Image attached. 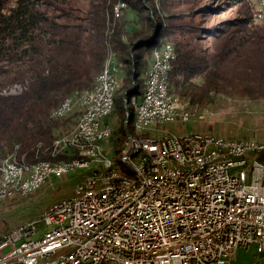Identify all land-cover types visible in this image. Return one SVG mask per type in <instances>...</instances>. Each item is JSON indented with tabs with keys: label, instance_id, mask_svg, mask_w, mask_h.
<instances>
[{
	"label": "trees",
	"instance_id": "1",
	"mask_svg": "<svg viewBox=\"0 0 264 264\" xmlns=\"http://www.w3.org/2000/svg\"><path fill=\"white\" fill-rule=\"evenodd\" d=\"M159 5L163 0H0V159L12 154L27 165L62 159L51 153L68 119L51 112L90 88L109 57L123 74L112 111L119 115L112 135L118 152L132 132L131 109L123 124L122 98L142 92L152 51L166 43L173 47L168 91L190 106L216 95L264 100V18L246 8L202 27L196 32L209 40L203 47L182 23L183 13L161 21ZM259 159L264 163V153Z\"/></svg>",
	"mask_w": 264,
	"mask_h": 264
},
{
	"label": "built area",
	"instance_id": "2",
	"mask_svg": "<svg viewBox=\"0 0 264 264\" xmlns=\"http://www.w3.org/2000/svg\"><path fill=\"white\" fill-rule=\"evenodd\" d=\"M122 7L118 4L116 17ZM160 49V72L149 91L148 107L141 109L143 120L161 118L165 108L174 109L163 98L165 52ZM111 75L112 68L99 82L98 101L92 104L98 113L108 106ZM95 125L96 116L82 138L58 146L53 157L55 151H87L92 160L75 162H93L92 172L101 170L102 163L114 168L106 158L108 146H113L111 127L99 137H90ZM211 141H218L214 153L239 146L225 144L223 136L198 131L144 142V156L164 171L161 181L142 175V191L130 195L112 191L77 206L58 207L33 229H22L1 242L0 264H233L239 249L254 246L257 253L263 252L264 172L254 164L215 165L199 176L176 169L177 159L209 147ZM68 165L59 159L35 163L34 172L26 171L23 190ZM18 166L26 167L12 154L0 163V168H8L13 183ZM116 183L134 184L127 177L112 184Z\"/></svg>",
	"mask_w": 264,
	"mask_h": 264
},
{
	"label": "bare ground",
	"instance_id": "3",
	"mask_svg": "<svg viewBox=\"0 0 264 264\" xmlns=\"http://www.w3.org/2000/svg\"><path fill=\"white\" fill-rule=\"evenodd\" d=\"M261 1L264 7V0ZM122 4V3H120ZM123 6V4H122ZM118 4L114 7V15L117 16ZM257 17V14L255 15ZM264 15L261 16V19ZM164 53V68L161 76V86H163V98L168 100V105L172 108L164 109V116L155 119H145L141 117V109L148 107L149 91H152V85L156 82L157 76L160 72L161 65V49L157 48L152 51L150 64L147 72L143 76L142 92L132 96H124L122 99V108L124 121L126 126L130 118V111H132V132L127 133L122 147L118 152H115L113 146H108V150L113 151L114 158H106L114 165L110 167V163H102L101 170L93 171V162H75V161H89L92 160V153L87 151H55V158L63 156V162L69 163L67 168H59L53 171V176H60L65 174L74 167L87 169L81 175V178L74 184L71 194L59 201H56L49 206L39 217V219L26 221L20 223L5 234L0 236V243L6 242L13 233H18L22 229H33L35 224L42 223L44 217L50 216L58 207L77 206L80 201L92 200L96 196L102 194H109L112 191L115 193H122L123 195L134 194V191L143 190V177H150L152 181H161L164 178V171L153 165L150 159L145 154L144 142L156 140L165 141L172 138L174 133L167 132L161 128L162 125L182 122L185 123L190 118L188 110L189 103L180 99L178 96L170 93L167 87L168 72L170 70V61L173 59V47L170 43L161 46ZM112 68V75L109 83L108 106L104 111L98 113V108H93L92 104H97L98 101V86L101 77H107L109 70ZM116 68L113 66V60L109 57L102 70L95 77L90 88L82 91L74 98H66L59 103L51 112V116L55 119H65L73 115L74 124L66 132H60L53 140V150L58 146L71 144L76 138H82L84 129L90 124L92 119L96 116L97 125L90 130V137H99L111 127L112 132L120 126L119 115L112 114L114 107V94L117 84ZM264 139L246 138H225V144H237L239 146L224 147L218 151V141H211L209 147L197 148L195 152L182 156L177 159L176 169L185 172L188 176H199L203 171L211 170L215 165L233 166V165H251L258 167L260 172H264V163L259 159L260 155L264 153L263 144ZM132 143L133 148H128ZM246 143V144H245ZM256 144V145H254ZM127 150V156H126ZM53 155V154H52ZM129 161H131V164ZM53 162V161H41ZM0 163H6V157L0 159ZM25 166H18L15 171V178L8 177V168H0V200L12 197L14 195L27 196L38 190L43 184L50 180V178H39L37 185H32V188L23 190L24 176L27 172L35 171V164ZM126 166L128 168H126ZM91 174V175H90ZM132 180L134 184L116 183V181L126 179ZM5 185L3 186V182ZM13 191V193H11Z\"/></svg>",
	"mask_w": 264,
	"mask_h": 264
},
{
	"label": "rangeland",
	"instance_id": "4",
	"mask_svg": "<svg viewBox=\"0 0 264 264\" xmlns=\"http://www.w3.org/2000/svg\"><path fill=\"white\" fill-rule=\"evenodd\" d=\"M163 4V8L159 5V13L163 17L161 21H171L168 17L171 13H183L182 23L193 33L200 35L203 47L208 44L209 40L205 38L206 34L203 31L196 32L200 28L222 24L239 16L246 8L252 10L253 16L257 14L256 20H260L264 15V7L259 0H163ZM114 65L118 77L117 85L120 88L123 83L119 82V79L121 81L123 74L121 75L116 62ZM12 91L14 90L12 89ZM188 110L190 112L188 121L164 124L161 128L176 134L198 131L209 132L225 138L264 139L263 99L249 100L216 95L209 104L191 105ZM67 119L66 126L62 130L60 129L57 134L68 131L74 124V116ZM106 156L114 158L115 155L113 151H109ZM126 168L128 167L126 166ZM86 170L74 167L65 174L51 177L38 190L27 196L14 195L0 200V236L20 223L39 219L49 206L68 197L75 186L74 184ZM233 264H264V254L255 252L254 246L249 247L247 251L239 249Z\"/></svg>",
	"mask_w": 264,
	"mask_h": 264
},
{
	"label": "crops",
	"instance_id": "5",
	"mask_svg": "<svg viewBox=\"0 0 264 264\" xmlns=\"http://www.w3.org/2000/svg\"><path fill=\"white\" fill-rule=\"evenodd\" d=\"M255 252H256V250H255ZM261 253H263V254H264V251H263V252H261ZM261 253H259V254H261Z\"/></svg>",
	"mask_w": 264,
	"mask_h": 264
}]
</instances>
